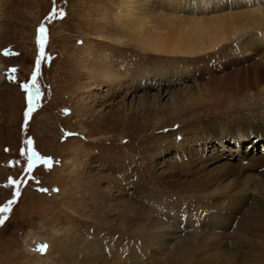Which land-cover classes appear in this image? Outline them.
Wrapping results in <instances>:
<instances>
[{"label": "rangeland", "instance_id": "rangeland-1", "mask_svg": "<svg viewBox=\"0 0 264 264\" xmlns=\"http://www.w3.org/2000/svg\"><path fill=\"white\" fill-rule=\"evenodd\" d=\"M197 1L202 6L205 0ZM150 5L148 10H155ZM208 6H213L211 16L242 9L264 12V0H212ZM119 9L123 10L119 0H0V264H56L52 259L58 247L49 259L39 256L48 259L45 263L38 254H27L23 241L28 232L45 238L46 248L52 250L57 243H68L63 236L70 229L80 232L77 236L85 243L119 245L118 237L108 235V220L127 221L128 215L105 207L108 197L115 195L106 188L127 184L125 199L131 204L142 203L141 193L157 197L160 205L168 199L190 203L183 191L197 178L195 174H201L208 156L221 160L208 164L209 174L200 178L203 182L207 176L227 175L236 187L253 191L251 195L264 201V91L255 92L248 86L226 89L224 79L229 73L218 64L223 56H210L220 47L194 56L141 49L131 41L128 29L119 31L114 23L119 12L123 14ZM157 15H147L148 29ZM177 15L201 16L186 9ZM112 36L119 37V44ZM236 38L225 45H234ZM258 52L264 56V50ZM72 57L75 63L68 66L66 61ZM105 59L120 73H149L148 84L152 81L153 88L123 104L115 99L110 109L98 103L93 108L83 104L85 92L101 101L108 90L106 84L86 89L90 74L83 75L96 71ZM193 68L204 75L199 89L187 79ZM160 69L182 71L183 81L162 90L164 79L155 74ZM174 96L186 100L176 111L171 107ZM70 109H76L72 116ZM81 109L86 111L83 119ZM93 118L100 119L91 123ZM240 135L244 138L237 141ZM78 146L80 153L74 150ZM31 152L39 159L34 158L29 170ZM68 200L73 206L66 205ZM91 213L103 224L87 231Z\"/></svg>", "mask_w": 264, "mask_h": 264}, {"label": "bare ground", "instance_id": "bare-ground-1", "mask_svg": "<svg viewBox=\"0 0 264 264\" xmlns=\"http://www.w3.org/2000/svg\"><path fill=\"white\" fill-rule=\"evenodd\" d=\"M119 3L123 7V10H119L123 14L119 12L114 23L118 25L119 31L128 29L131 33V41L141 49L153 53L194 56L220 47L218 53L210 56L212 58L223 56L218 58L222 59L218 64L223 65L229 73L224 79L225 88L242 89L248 86L255 92L264 91V56L263 54L258 56V50H264V12L242 9L211 16L209 12L214 11L213 6L210 8L211 6L208 5H212V0H205L202 6L197 0H119ZM145 3L147 5H144ZM149 3L155 10H148ZM167 8L171 13H166ZM185 9L191 14L200 13L201 16L177 15ZM45 10L46 6L42 8L41 15ZM204 11L208 15H203ZM155 13H158L152 20L155 24L148 29L144 21L148 14L155 15ZM176 26V29H171ZM93 29L95 32L96 27ZM235 36L237 38L234 45H225L231 37ZM116 38L113 39L119 44L120 39L118 36ZM74 60L76 58L72 57L70 61H66L70 62L68 66L71 62L74 64ZM105 60L104 64L96 70L100 73L91 70L83 75L90 74L88 78L85 77L86 89L93 90L106 84L108 90L105 91V95L103 94L101 101L93 99L89 92H85L83 104H89L93 108L95 103H98L110 109L115 99L120 98L123 104L127 98L135 97L140 91L147 93L150 88H153L152 81L148 84L149 73L135 71H130L128 74L120 73L110 64V60ZM251 61H253L252 66ZM236 66L240 68L237 69ZM230 67L236 69L231 71L228 69ZM191 70L187 79L195 81L196 88L199 89V80L204 75L201 74V70H194V68ZM156 71V77L161 81L164 79L161 85L162 90L167 89L174 81H183L180 76L182 71L175 70L172 73L163 69ZM112 82H114L113 85ZM190 95L191 93L188 94L189 99L192 98ZM160 96L161 90H158V97ZM184 100L174 96L172 111L178 110L186 101ZM70 110V116H72L76 109ZM80 111L83 119L86 111L83 109ZM117 114L119 116L123 114L122 107ZM99 119L93 118L91 123ZM243 136L249 138L246 134ZM243 136L240 135L237 141L242 140ZM81 149L79 146L74 148L78 153ZM228 150L234 152L233 148ZM220 160L219 156H208L204 165L207 167ZM63 167H66V163ZM206 167L201 169V174H195L197 178H194L189 187L183 191L187 194L190 203L179 199L177 204L168 199L160 205L157 197L141 193L138 198L142 205L131 204L125 199L127 184L116 183L106 188L115 195L108 197L105 207L128 215L127 221L115 219L113 222L112 219H107L110 234H106L121 240L122 243L120 242L121 244L117 246L107 244L101 247L103 244L96 245L92 241L85 243L82 238L79 239L80 235L77 236L80 232L74 233L75 230L70 229L63 236L68 243L64 245L57 243L58 245L53 246V250L46 248L45 238L39 235L34 236L30 232L25 236L23 247L31 256L45 255L48 259L51 253L58 250L57 256L52 259L56 264H264L263 199L257 198L254 194L251 195L253 191L250 193L244 188L236 187V181L227 180V175L207 176L208 180L206 178L203 182L200 178L209 174ZM57 185L61 186L60 188L63 187V183H57ZM65 203L73 206L69 200ZM143 204L147 208V213ZM100 222L95 219V214L91 213V220L87 223H91V226L88 225V229H85L87 231L91 227L94 229L95 224ZM133 243L136 245L134 246ZM44 258L39 257V260L45 263L48 259Z\"/></svg>", "mask_w": 264, "mask_h": 264}, {"label": "snow or ice", "instance_id": "snow-or-ice-1", "mask_svg": "<svg viewBox=\"0 0 264 264\" xmlns=\"http://www.w3.org/2000/svg\"><path fill=\"white\" fill-rule=\"evenodd\" d=\"M44 33H45V29L43 27L40 28V34L41 37H44ZM44 42L43 39L40 43V55H41V59H43L44 57ZM13 71H15V69H13ZM40 72V68H39V61L37 62V67H36V74L39 75ZM33 86H35V76L33 77V81H32ZM25 89L27 90L28 86L24 85ZM37 96L39 95V89H37ZM32 112V107H31V99H29V109H28V115H31ZM27 143L31 144V141H28ZM35 159H39V157L37 156V154L35 152H31V154L29 155V170H31L32 166H33V161ZM3 211H7V209H3ZM2 223V222H0Z\"/></svg>", "mask_w": 264, "mask_h": 264}]
</instances>
